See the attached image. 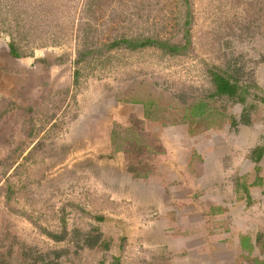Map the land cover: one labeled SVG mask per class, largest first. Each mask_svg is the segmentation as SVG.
I'll list each match as a JSON object with an SVG mask.
<instances>
[{
    "label": "rangeland",
    "instance_id": "obj_1",
    "mask_svg": "<svg viewBox=\"0 0 264 264\" xmlns=\"http://www.w3.org/2000/svg\"><path fill=\"white\" fill-rule=\"evenodd\" d=\"M132 37L179 48L110 47ZM213 72L237 92L217 94ZM107 127L112 147L101 152L95 140ZM83 138L95 144L83 150ZM177 149L190 179L211 164L230 173L235 207L244 203L258 229L229 252L235 264H264V0H0V253L9 264H168L139 231L164 218L155 204L175 182L150 177L165 179ZM197 225L189 234L204 232Z\"/></svg>",
    "mask_w": 264,
    "mask_h": 264
},
{
    "label": "crops",
    "instance_id": "obj_2",
    "mask_svg": "<svg viewBox=\"0 0 264 264\" xmlns=\"http://www.w3.org/2000/svg\"><path fill=\"white\" fill-rule=\"evenodd\" d=\"M36 58V54L22 57V66L31 65ZM118 107L120 108L116 113L125 114V108ZM118 121L120 122V120ZM107 128L108 133L106 132ZM107 128H105V132H101L104 138L99 137V140H95L97 143L99 142L98 146L101 152L112 147V131H109V127ZM75 134L76 132L71 135ZM88 144L93 146L95 142L93 140L89 142L88 138L80 140V148L83 150L84 146L87 147ZM176 151L172 156L174 158L172 162L169 161V165L165 166L166 171L163 175L165 179H161L160 175H157L158 177L153 175L154 178L150 177L153 186L175 182L172 184L173 186L169 185L172 186V194L174 195H170V198L166 196L160 199L162 203L155 204V210L163 213L164 218L153 220L152 230L139 231L142 235L141 238H146L150 242L160 245L161 252L159 255L167 258L168 264H235L232 260V253L229 252L234 240L236 242V240L239 241L240 239L242 241V239L248 238L251 241L252 232L258 229L252 226L253 219L246 216L248 210L244 203L242 207H235L237 201L231 193L238 194L240 192L239 187L227 183L229 182L230 173L227 171L219 173L215 169L218 167L216 164L214 169H212L213 164H211V168L207 166L206 171L203 170L204 167L200 166L198 178L191 177L190 179V176H196L190 173V162L181 158L182 152L180 150L177 149ZM220 155H214L213 157L218 156V159H220ZM173 175L178 178L177 181L170 179ZM113 183L120 185L118 180ZM151 184L149 193L152 194L153 186ZM202 190L205 191V194L194 200L193 193ZM219 191L222 195L218 194ZM248 193L252 196L254 192L248 191ZM195 213L197 214L196 219H194ZM246 221L250 223L251 227L245 225ZM195 223L202 225V229L204 227L203 233H195L192 226V233L189 234L190 230L187 228V224ZM237 232H240L242 236L239 237ZM242 243L244 246L243 241ZM178 252L180 253L178 254Z\"/></svg>",
    "mask_w": 264,
    "mask_h": 264
},
{
    "label": "trees",
    "instance_id": "obj_3",
    "mask_svg": "<svg viewBox=\"0 0 264 264\" xmlns=\"http://www.w3.org/2000/svg\"><path fill=\"white\" fill-rule=\"evenodd\" d=\"M156 42L161 47L168 49L171 52H174V51L178 50V48H179V46H177V45L168 46V44L164 41L158 42L152 38L140 39V38H135V37L134 38L133 37L132 38H122L120 40H115V41H113L112 44H110V47H115L116 45H119V44H125L129 48L136 49L138 47H142V46H145V45H148L151 43H156ZM10 47H11V51L14 55L20 56L19 52L16 50V47L13 44H10ZM213 75H214L213 80H214V83L216 85V93L217 94H227V95L232 96L237 92V89H238L237 84L232 83L229 78H227V77H225V76H223L217 72H213ZM261 150H262L261 148H258L257 149L258 153L261 154L262 153ZM255 160H259V158H255ZM245 245L248 246V245H250V243L245 242ZM23 248H24V246L22 245L21 249H23ZM22 252L24 254H27L29 257L33 258L35 261H39V260L44 261L47 257L45 252H41L39 254H34L32 251H28L25 249H23ZM7 253H9V254L12 253L10 248L8 249ZM4 254L5 253H2V252L0 253V264H9L7 262V260H5L3 258ZM34 264H37V262H35ZM42 264H49V263L43 262ZM50 264H51V262H50Z\"/></svg>",
    "mask_w": 264,
    "mask_h": 264
}]
</instances>
